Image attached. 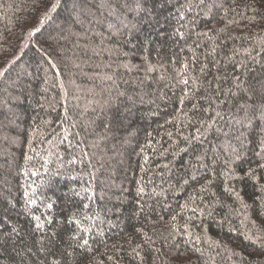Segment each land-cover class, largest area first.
I'll list each match as a JSON object with an SVG mask.
<instances>
[{
    "label": "trees",
    "instance_id": "1",
    "mask_svg": "<svg viewBox=\"0 0 264 264\" xmlns=\"http://www.w3.org/2000/svg\"><path fill=\"white\" fill-rule=\"evenodd\" d=\"M52 2L0 0V264H264V0Z\"/></svg>",
    "mask_w": 264,
    "mask_h": 264
},
{
    "label": "snow or ice",
    "instance_id": "2",
    "mask_svg": "<svg viewBox=\"0 0 264 264\" xmlns=\"http://www.w3.org/2000/svg\"><path fill=\"white\" fill-rule=\"evenodd\" d=\"M58 3H59V0H53V2L50 5V10L54 11L57 8ZM3 75H5V72L0 71V76H3ZM184 83L187 84L188 81L185 80ZM253 94L255 95L256 93L254 92ZM241 108L245 111L246 114L247 113H253L254 114L256 111H259L261 114V118H264V93L260 94V105H259V107H257L256 101L253 100L250 104L248 102H246L245 105L241 106ZM217 115H219V114H217ZM259 167L264 168V164L259 165ZM193 179H195V177H193ZM25 195H27V193H25ZM31 202L34 203V201H31ZM48 207H52V205L49 204ZM35 219L39 220L40 217H36ZM77 223H79V222L77 221ZM36 226H37V228L40 227L39 224H37ZM86 245H88V241L84 240L81 247L86 246Z\"/></svg>",
    "mask_w": 264,
    "mask_h": 264
}]
</instances>
